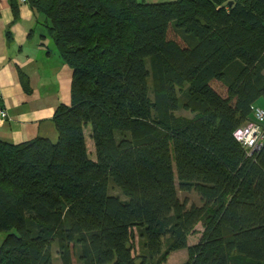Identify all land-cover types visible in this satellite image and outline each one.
<instances>
[{
    "label": "trees",
    "instance_id": "trees-1",
    "mask_svg": "<svg viewBox=\"0 0 264 264\" xmlns=\"http://www.w3.org/2000/svg\"><path fill=\"white\" fill-rule=\"evenodd\" d=\"M27 3L73 70L71 104L56 141H0V264L264 263V143L235 137L264 99V0Z\"/></svg>",
    "mask_w": 264,
    "mask_h": 264
},
{
    "label": "crops",
    "instance_id": "crops-1",
    "mask_svg": "<svg viewBox=\"0 0 264 264\" xmlns=\"http://www.w3.org/2000/svg\"><path fill=\"white\" fill-rule=\"evenodd\" d=\"M19 2L20 18L14 21L10 0H0V93L9 114L0 122V141L21 144L37 137L56 141L53 117L60 104H71L73 70L51 48L44 16L29 3ZM20 72L30 79V94L22 87ZM196 229L203 230L201 225Z\"/></svg>",
    "mask_w": 264,
    "mask_h": 264
},
{
    "label": "built area",
    "instance_id": "built-area-1",
    "mask_svg": "<svg viewBox=\"0 0 264 264\" xmlns=\"http://www.w3.org/2000/svg\"><path fill=\"white\" fill-rule=\"evenodd\" d=\"M21 1L27 3V0ZM3 101V95L0 93V122L9 119L7 109L2 105ZM235 137L250 154L259 151L264 143V108L254 106L252 108V120L238 129Z\"/></svg>",
    "mask_w": 264,
    "mask_h": 264
},
{
    "label": "rangeland",
    "instance_id": "rangeland-1",
    "mask_svg": "<svg viewBox=\"0 0 264 264\" xmlns=\"http://www.w3.org/2000/svg\"><path fill=\"white\" fill-rule=\"evenodd\" d=\"M139 1H145L147 3H162V2H173L176 0H139ZM51 48L53 50H55V46H54L53 41L51 42ZM255 106H261L262 108H264V99L261 100L260 103L256 104ZM176 115L178 117H185L188 119L193 118V114H191L190 112L185 111L183 109L179 110ZM86 137H87V144H88V151L90 153V158L93 160H96V149H95L94 142L92 141L89 134H87ZM113 186L114 185L111 182L110 183L111 193L114 195H120L121 191L118 190L116 187H113ZM120 197L123 198V195H120ZM179 197L181 200L187 198L190 203L200 204V199H199L198 195L193 193V192H189V193L179 192ZM200 228L201 227L199 226L198 230H200ZM202 231L201 232L198 231L200 233V236L197 235L198 233L197 234L195 233V235H192L190 237V239H189L190 245L196 243V241L201 237ZM7 235H8L7 233H0V246H1L2 242L4 241V239L7 237ZM187 258H188L187 251L183 250L181 252H177V253H174L173 255H171L170 259H168V262L166 264H183L187 260ZM55 263L61 264V262L58 260H56ZM262 264H264V263H262Z\"/></svg>",
    "mask_w": 264,
    "mask_h": 264
}]
</instances>
